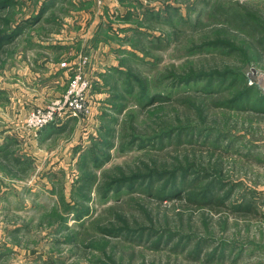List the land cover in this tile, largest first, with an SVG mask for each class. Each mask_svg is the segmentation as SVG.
I'll return each mask as SVG.
<instances>
[{"label":"rangeland","instance_id":"1","mask_svg":"<svg viewBox=\"0 0 264 264\" xmlns=\"http://www.w3.org/2000/svg\"><path fill=\"white\" fill-rule=\"evenodd\" d=\"M57 5L0 13V264H264V0ZM77 69L90 114L28 130Z\"/></svg>","mask_w":264,"mask_h":264},{"label":"built area","instance_id":"2","mask_svg":"<svg viewBox=\"0 0 264 264\" xmlns=\"http://www.w3.org/2000/svg\"><path fill=\"white\" fill-rule=\"evenodd\" d=\"M67 65L63 63L62 67H68ZM91 85V81L85 76L82 69H77L62 97L46 108H38L30 114L27 129L39 132L60 121L78 120L83 115L90 114L88 94Z\"/></svg>","mask_w":264,"mask_h":264},{"label":"trees","instance_id":"3","mask_svg":"<svg viewBox=\"0 0 264 264\" xmlns=\"http://www.w3.org/2000/svg\"><path fill=\"white\" fill-rule=\"evenodd\" d=\"M13 4H14V0H0V13H3L4 11H6L7 9H10V7L11 6H13ZM44 6H42V8H45L46 9V6H45V4H43ZM238 17V16H237ZM239 18V17H238ZM21 30V29H20ZM21 33V32H20ZM19 33V34H20ZM19 34H16V33H9V34H7V33H3V34H1L0 35V47L3 45V44H9L10 42V40L15 36L16 37V35H19ZM201 74L202 75H204L205 73H198V74H194V75H191L190 77H188L187 79H182V80H179V81H176V82H190V80L192 79V77H196V76H198L199 77V75L201 76ZM206 77H208L207 79H208V86L210 87V86H212V81H214V77L212 76V74H210V76H206ZM202 78H196V79H193L192 81H195V80H201ZM226 78H224V77H222V80H225ZM184 82V83H185ZM235 83H236V81H235ZM255 85H251V88L252 87H254ZM257 86V85H256ZM255 86V87H256ZM258 87V86H257ZM211 90H213V91H211V92H217L216 90H218V89H211ZM251 89L249 88L248 89V92L247 93H249V91H250ZM225 90L223 89V90H221L220 92L222 93V92H224ZM164 94L165 95H167V97H169V94H167V92H164ZM206 94H208L207 96L208 97H210V95H211V93L210 92H206ZM245 94V93H244ZM244 94H240L241 96H239L237 99H235V101H234V99L232 98V100H231V102H230V100L229 101H227V102H225V108L226 107H229V102L230 103H233V101L235 102V103H238L240 100H242V98H248V97H250L249 96V94H247V95H244ZM161 96H163L164 97V95L163 94H161ZM260 100H262L263 102L260 104L261 105V107H260V105H258V106H256V108L258 107L259 109H256L255 107L253 108L254 110H256V111H259L260 113L262 112V113H264V98L263 99H260ZM261 108H263V109H261ZM153 171H155V170H153ZM153 171H151V172H153ZM185 174H187V173H185ZM169 175H172V173H170ZM163 176H164V174H163ZM162 176V177H163ZM145 178H147V175L145 176V177H143V179H139V178H137V181H139V182H144L145 180ZM184 178H185V176H184ZM174 182V183H177V181H176V175H175V173L172 175V177L169 179V182ZM118 183H116L117 185L118 184H120L121 185V181L119 182V181H117ZM120 185L118 186V187H120ZM176 185V184H175ZM110 187H112V185L110 186ZM110 187H109V189H110ZM117 187V188H118ZM165 188V186H162V190ZM212 188V187H211ZM161 190V191H162ZM168 193H170L171 194V196H169V197H172V195L174 194V193H176L175 195H177V194H179V193H181L180 192V190L179 189H172L171 191H169ZM212 193H213V188L212 189H209L207 192H205L204 193V195H203V197H201V201H194L197 205H207V206H222V205H225L224 204V201L226 200V198H222L220 195H217V196H213L212 195Z\"/></svg>","mask_w":264,"mask_h":264},{"label":"crops","instance_id":"4","mask_svg":"<svg viewBox=\"0 0 264 264\" xmlns=\"http://www.w3.org/2000/svg\"><path fill=\"white\" fill-rule=\"evenodd\" d=\"M66 1V0H65ZM53 2H54V4H60V2H61V0H57V1H54L53 0ZM58 6V5H57ZM43 21V20H42ZM105 23V22H104ZM95 34H97V32H95ZM100 46V45H99ZM91 50H93V49H91ZM110 68V67H109ZM62 69H64L63 67H62ZM66 70V69H65ZM66 72L67 71H65L64 72V70H61V71H59L58 73H61V74H52V76H50L48 79H47V81L46 82H48V81H50V80H54V79H58L59 77H60V79H64L63 77L64 76H67L66 75ZM63 75V76H62ZM95 86L96 87H100V86H104V84H101L100 85V82L98 81L96 84H95ZM62 95H57V96H55L56 98H60ZM55 98V99H56ZM41 103H39L38 105H40ZM41 106V105H40ZM42 106H43V104H42ZM75 120H67V121H61L60 123H57V124H55V125H52V126H50V128L49 129H53V131H61L62 129H64V128H66L67 127V125L69 124V123H71V122H74ZM48 129V130H49ZM48 134H46L47 136L46 137H48L49 135V137L48 138H50L51 137V133H53V132H47ZM57 133V132H56ZM61 134V133H60ZM53 135H56L55 133L53 134Z\"/></svg>","mask_w":264,"mask_h":264},{"label":"water","instance_id":"5","mask_svg":"<svg viewBox=\"0 0 264 264\" xmlns=\"http://www.w3.org/2000/svg\"><path fill=\"white\" fill-rule=\"evenodd\" d=\"M250 85H257L259 88H261L264 91V76L260 77L258 76V73L255 69L252 70L251 73L248 75Z\"/></svg>","mask_w":264,"mask_h":264}]
</instances>
